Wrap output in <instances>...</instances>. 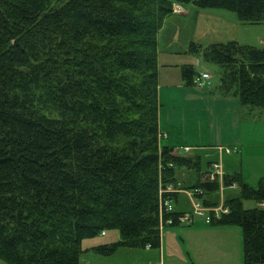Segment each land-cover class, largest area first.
<instances>
[{"label": "trees", "instance_id": "obj_1", "mask_svg": "<svg viewBox=\"0 0 264 264\" xmlns=\"http://www.w3.org/2000/svg\"><path fill=\"white\" fill-rule=\"evenodd\" d=\"M173 4L235 14L264 24V0H0V259L6 264H83L91 251L160 247L164 218L189 210L183 197L159 195L180 168L203 206L219 190L201 157H179L160 138L158 33ZM223 71L222 96L241 115L264 116V48L229 41L191 43L185 52ZM193 88L192 65L180 68ZM196 88V87H195ZM228 213L212 226L241 230L243 264H264V180L253 188L225 172ZM244 201L257 206L244 208ZM178 204V205H177ZM178 206V207H177ZM178 225L176 222L173 226ZM114 231L119 239L82 242ZM102 234V235H101Z\"/></svg>", "mask_w": 264, "mask_h": 264}, {"label": "rangeland", "instance_id": "obj_2", "mask_svg": "<svg viewBox=\"0 0 264 264\" xmlns=\"http://www.w3.org/2000/svg\"><path fill=\"white\" fill-rule=\"evenodd\" d=\"M182 7V5L173 4L172 13L175 15L181 14ZM203 11L206 13L222 14L226 16V19H228L232 24H234L232 25L227 23V28H225L226 33L225 35H223V39L221 40L226 41L231 38L239 44L256 47H260V44L264 43V24L250 26L248 24L240 23L237 20L235 14L233 13L215 9ZM203 11L200 10V13H203ZM189 21V25H185L182 30L174 31L176 38H178V35L181 36L187 32L190 34H195L194 38H200L199 40L203 42V46L218 41L215 40V37H211L214 36L216 28L214 26H209L207 24V21H200L197 16H190ZM209 21H211L212 25L216 24L213 20ZM171 27L170 25H168L166 31H168L169 29L172 30ZM169 50L170 49L168 48V46L164 47L161 50L160 59L162 62L166 59L168 63L173 62V59H171L173 56L171 57L168 55ZM180 58L182 61H184V64L182 66H179L178 73L181 67L193 64V70L196 75L201 72H206L210 75L213 86L212 88H214L215 91H218L220 87L222 88L221 79L224 72L221 71L220 68L205 62L201 57L181 55ZM160 73L162 75V78L159 82V84H161V87H158V96L159 90H161L162 92V90L169 88L168 86L164 87V84H166L167 81L163 79V76H166L167 71L161 69ZM202 90L209 89H196L193 87L189 90L191 95L190 97H187V100H185L186 107L180 109L182 113L179 111V109H177V107H172L173 111L168 113L167 108L170 106L166 104L165 108L163 106V112L161 111L162 121L166 123V130L172 129L178 134H181L182 132V134L185 136V138H180L179 143L172 142V144L175 145L173 147V154L176 153L179 157H193L194 159L200 156V172H204V170H206L205 164L207 161H215L214 157L217 155L216 152L207 150L205 148L185 147L183 145V142H186L189 145L199 143H201L202 145H209L208 142H213L212 138L215 132L219 133V137H221V132L223 131V129L218 127V123H216L215 121L212 122L213 119L208 113L209 110H206V108H208L211 102L196 99L200 95V97L206 96V93ZM225 113L226 108L224 106H220L216 111V114H218V116ZM218 118L221 117H217L214 115V120H219ZM229 121L230 123L225 122L227 125L230 126L228 131H230L232 135L236 136V139L238 138L237 136H239L240 145L238 147L240 148L237 149L239 154L236 156L237 151L231 152L230 154H224L223 159H219L217 155L216 161H219L224 172L228 170V173L231 174L238 173L242 182H244L250 187L257 188L258 183L261 180H264V154L263 156H261L258 153V151L260 150L258 147L264 146V120L260 124H256V126L260 127L248 131V117L241 115L240 123L236 110L232 108L230 111ZM248 132H251L252 140L257 141L254 143V146H252L249 150V154H251V159L248 158ZM159 136L160 138H162V140H165L167 142L168 137L166 134L162 135L160 133ZM208 155L210 156V158L208 157ZM249 161L250 163H248ZM212 163L214 164V162ZM175 177L177 180L176 183L173 185H168L169 187L167 186L168 188H165V190L163 189V187H160L159 195L176 194L177 197H184L186 199L185 203L189 206V210L185 211L184 213L191 212V201H195L191 197V193L195 189H188V187H190L191 184L197 179V173L194 170L192 171L186 170L185 168H180L176 171ZM204 178L206 177L204 176ZM217 183L219 184V190L210 197V200L212 202H216L218 205H221L222 202H224L229 197L239 195V189L236 187L235 184L234 186L232 185L231 188H224L223 180L219 179ZM199 196L202 200L205 197L207 198L206 195L202 196L201 194ZM168 202L173 207V210L178 209L176 208L175 201ZM243 204L244 208L246 209L257 206L252 201H244ZM262 206H264V204H262ZM205 220V217L195 216L194 226L190 230H187L186 232L182 233H180L179 231L181 229L174 231L168 230V228L165 229L163 235L165 238L164 264H243L242 234L240 228L234 226L215 225L210 226L214 228L210 230L209 227L205 226ZM186 229L188 228H182V230ZM112 232L114 231L106 232L104 237L97 236L92 239L83 240L82 248H86L90 245L93 246L96 244L112 242V238H115V234ZM145 249L150 248L146 247ZM156 250L157 249L152 251ZM120 251L122 252L125 250H119V254L116 253L110 256L111 258L101 257L94 253L89 254L91 251H88L87 253L81 256V262L83 264H86L87 261L92 264H148V262H150L149 264H153V261H148V259H146V256H143L141 250L130 249L128 252H126V254H120ZM0 264L6 263L0 259Z\"/></svg>", "mask_w": 264, "mask_h": 264}, {"label": "crops", "instance_id": "obj_3", "mask_svg": "<svg viewBox=\"0 0 264 264\" xmlns=\"http://www.w3.org/2000/svg\"><path fill=\"white\" fill-rule=\"evenodd\" d=\"M181 10H182L181 14H176V15L172 14L170 17H168L164 21V24H163L162 28L160 29V31L158 33V38H157L158 39V62H159L158 87L159 88L161 87V84H159L160 79L162 78V75L160 73L161 69H164L167 71V74H166V76L165 75L163 76V79H165V81H167L166 84H164V87H166V86L169 87V88H166L165 90H162V92H161V90H159V96L158 97H159V102H160L161 107H160L159 115H158V125H159V130H160L161 134L167 135V137H168L167 142L172 147L175 146L172 144V142L179 143L180 138H185V136L182 134V132H181V134H178L177 132H175L174 130H172L170 128H169L170 130H166V128H167V127H165L166 123H164L162 121L161 111L163 112V106L165 108V104L170 106L167 108L168 113L173 111L172 107H177V109H179V111H180V109H183L184 107H186L185 100H187V97H190L191 93L189 90L191 88H187V87L183 86V82H182L181 75H180V69H179V73H178L179 66H182L184 64V61L181 60L180 56L181 55H183V56L187 55V54H185V52L187 51L188 46L191 43H197V44L203 45V42L199 40L200 38H194L195 34H190V33L186 32L184 35H181V36L178 35V38H176L174 31L182 30V28L185 25H189L190 16H197L200 21H207V24L209 26H214L216 28L214 36H211V37H215L216 41L218 40L217 42H214V43H226L229 41H234L231 38L226 40V41L221 40V39H223L222 38L223 35H225V33H226L225 28H227V23L232 24L228 19H226V16L219 14V13H206L203 10H202L203 13H200L199 9H196L192 6H183L181 8ZM209 20H213L216 24L212 25L211 21H209ZM168 25H170V27L172 26L171 27L172 30L169 29L168 31H166V28ZM232 25H234V24H232ZM260 45H261L260 48H264V43L260 44ZM166 46H168V48L170 49L168 52V55L171 57L173 56L171 58V59H173L172 63H168L167 59L163 62L160 59L161 50ZM161 63H163V64H161ZM212 87L213 86H212V81H211V87L206 88L209 90H202L206 93V96L200 97L201 96L200 95L196 99L211 102V104H209V106H208V108H206V110H209L208 113L211 115V118L213 119L212 122L215 121L216 123H218L217 124L218 127L223 129V131L221 132L222 135H221V137H219V133L215 132V134L212 138L213 142H208L209 145H202L201 143L189 145L186 142H183L184 143L183 145L185 147L205 148V149L213 151V152L215 151L219 157L220 156V153L218 150L219 148H229V149L234 150L235 152L237 151V149L240 148V147H238L240 145L239 136H237L238 138L236 139L235 138L236 136L232 135L231 132L228 131L230 126L227 125L225 122L230 123V121H229L230 120V111L232 108H234V110H236V113H237L239 120H240V123H241V109H240L239 103H238L236 98L222 97L218 93V91L217 90L215 91L214 88H212ZM163 99H165V100H163ZM163 103H164V105H163ZM220 106H224L226 108V113L218 116V114H216V111L218 110V108ZM214 115L217 117H221V118H218L219 120H214ZM258 116L259 115H256L255 113L250 114L248 116V131L260 127V126H256V124H260L264 120V116H263V114L261 115L260 118ZM182 124H183V122H182ZM211 137H212V135H211ZM255 142H257V141L252 140L251 132H248V158L249 159H251V154H249V150L252 146H254ZM199 146H202V147H199ZM258 148L260 149L258 151V153L261 156H263L264 146H259ZM238 154H239V152L237 151L236 156ZM216 156L214 157L215 161H216ZM232 156H234V155H232ZM208 157L210 158L209 155H208ZM225 157H230V156H225ZM205 158H206V156H205ZM221 158L223 159L224 156H222ZM248 163H250V161ZM234 171H237V170H234ZM225 172H228V170ZM181 202L184 205L186 204L185 201H181ZM222 204H224V202H222ZM193 226H194V223L192 225L165 226V227L161 228V230H160V247L156 251H152L155 249H132V250H141V253L143 254V256L144 257L146 256V259H148V261H153V264H164L165 238L163 235H164L165 229L168 228V230H172V231L181 229L179 231H180V233H182V232H186L187 230H190ZM205 226L209 227L210 230L214 229L213 227H210V226H212L211 224L205 223ZM182 228H188V229L182 230ZM112 233L115 234V238H112L113 239L112 242H114V241L119 239V234L116 232H112ZM112 242H109V243H112ZM121 250H125V251H122V252L120 251L121 252L120 254H123V253L126 254V252H128L130 249H121ZM89 254H93V253L90 252ZM149 263L150 262H148V264ZM86 264H92V263L87 261Z\"/></svg>", "mask_w": 264, "mask_h": 264}, {"label": "built area", "instance_id": "obj_4", "mask_svg": "<svg viewBox=\"0 0 264 264\" xmlns=\"http://www.w3.org/2000/svg\"><path fill=\"white\" fill-rule=\"evenodd\" d=\"M211 81H212L211 77L208 73L201 72L198 75H196L194 80V86L197 89L210 88ZM218 150L220 153L219 158L224 156V154H230L231 152H235L234 150L229 148H219ZM224 174L225 172L222 166L220 165L219 161H215L214 164H212V170L209 173L205 174L206 177L205 179H207L209 182H217L219 179L223 180ZM201 194L202 192L200 189H195L194 191H192L191 197L195 200V201H191L192 211L188 213L179 214L178 216L175 217V219L174 217L164 218V215L166 213L173 212V207L167 200L159 201L160 229L165 226H173L175 222L178 225H192L194 223L193 221L195 216L205 217L206 218L205 223L210 224L212 217L215 219H220L222 215L228 213V209L223 204L216 205L213 207L203 206L202 203L196 199V196ZM147 247L150 248L149 246Z\"/></svg>", "mask_w": 264, "mask_h": 264}]
</instances>
